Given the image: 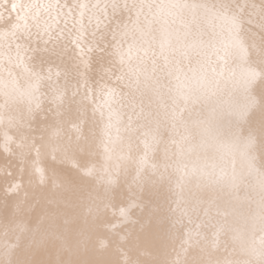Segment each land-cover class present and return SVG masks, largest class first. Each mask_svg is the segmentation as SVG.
<instances>
[{
	"label": "snow or ice",
	"instance_id": "6c2138e0",
	"mask_svg": "<svg viewBox=\"0 0 264 264\" xmlns=\"http://www.w3.org/2000/svg\"><path fill=\"white\" fill-rule=\"evenodd\" d=\"M0 264H264V0H0Z\"/></svg>",
	"mask_w": 264,
	"mask_h": 264
}]
</instances>
